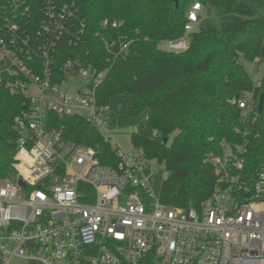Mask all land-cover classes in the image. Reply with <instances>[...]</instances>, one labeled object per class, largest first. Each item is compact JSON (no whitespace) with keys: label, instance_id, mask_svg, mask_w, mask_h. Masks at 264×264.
<instances>
[{"label":"built area","instance_id":"built-area-1","mask_svg":"<svg viewBox=\"0 0 264 264\" xmlns=\"http://www.w3.org/2000/svg\"><path fill=\"white\" fill-rule=\"evenodd\" d=\"M13 5L19 14L5 18L0 29V88L24 99L14 117V174L0 178V264L14 258L22 264H264V131L246 124L256 122L251 114L258 113V98L247 92L235 100L239 140L223 139L205 158L214 174L211 193L197 207L165 204L150 190L140 150L116 148L118 162L105 165L93 147L48 127L54 112L81 117L105 141L111 135L109 105L96 98L104 73L70 59L62 78L52 70L53 49L68 30L74 2L48 5L35 26L17 20L28 14L25 0ZM202 11L200 2H191L184 34L162 47L186 50ZM245 62L258 84L264 56ZM75 75L83 78L79 86L71 82Z\"/></svg>","mask_w":264,"mask_h":264},{"label":"trees","instance_id":"trees-1","mask_svg":"<svg viewBox=\"0 0 264 264\" xmlns=\"http://www.w3.org/2000/svg\"><path fill=\"white\" fill-rule=\"evenodd\" d=\"M25 1L28 14L17 20L27 26L38 24L48 5L57 9L62 2H74L68 30L53 49L54 75L62 78V65L70 59L95 74L104 73L96 89L99 104L128 95L129 116L146 112L144 131L130 134L134 149L164 166L160 201L197 207L214 185L207 154L219 151L223 139L239 140L241 109L235 100L247 92L255 100L264 94V70L256 84L243 63L264 56V0H180L177 5L174 0ZM193 1L201 3L204 15L189 33L188 48L178 53L165 50L162 41L184 34L187 5ZM19 7L13 0H0V29L5 18L15 20ZM23 99L0 88V178L14 174V117ZM251 115L257 119L254 124L247 120V127L264 131V104L261 113ZM48 119V127L61 130L68 140L93 147L99 163L118 162L115 149L81 117L50 112Z\"/></svg>","mask_w":264,"mask_h":264},{"label":"rangeland","instance_id":"rangeland-1","mask_svg":"<svg viewBox=\"0 0 264 264\" xmlns=\"http://www.w3.org/2000/svg\"><path fill=\"white\" fill-rule=\"evenodd\" d=\"M190 6V3L187 7ZM188 9V8H187ZM204 15V11H202ZM244 66L248 70L249 63L244 61ZM248 72V71H247ZM251 78L254 75L248 72ZM259 75V74H258ZM81 76H72L71 82L75 86H79L82 81ZM65 87V86H62ZM130 103V97L125 94H118L110 99L108 110H107V123L111 130V135L107 134L109 138V144L113 149L119 148L125 152H135V149L131 143V132L132 131H144L142 122L146 115V112H142L137 116H129L127 114ZM150 132L149 130H145ZM144 174L150 181V190L153 194L158 195L161 182L165 176L164 166L155 159L147 161L144 167ZM23 260L20 258H14L11 264H22Z\"/></svg>","mask_w":264,"mask_h":264},{"label":"water","instance_id":"water-1","mask_svg":"<svg viewBox=\"0 0 264 264\" xmlns=\"http://www.w3.org/2000/svg\"><path fill=\"white\" fill-rule=\"evenodd\" d=\"M179 1H180V0H174L175 5H177ZM77 69H78L77 64H74V66H73V70H77ZM263 104H264V94L261 93V94L259 95V98H258V108H257L258 113H261L262 108H263ZM19 183L22 184L21 181H19Z\"/></svg>","mask_w":264,"mask_h":264}]
</instances>
